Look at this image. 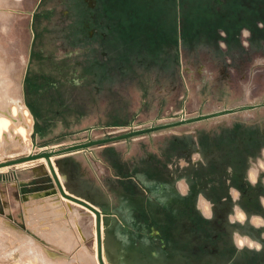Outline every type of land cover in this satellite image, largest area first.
<instances>
[{"label":"rangeland","instance_id":"rangeland-1","mask_svg":"<svg viewBox=\"0 0 264 264\" xmlns=\"http://www.w3.org/2000/svg\"><path fill=\"white\" fill-rule=\"evenodd\" d=\"M213 1L0 0V264H263L264 0Z\"/></svg>","mask_w":264,"mask_h":264},{"label":"bare ground","instance_id":"bare-ground-1","mask_svg":"<svg viewBox=\"0 0 264 264\" xmlns=\"http://www.w3.org/2000/svg\"><path fill=\"white\" fill-rule=\"evenodd\" d=\"M16 6H17V4H16ZM85 7L87 9L88 8L89 9L92 8L93 7V0H85ZM83 20H84V18H82V20H81L83 22V26H88L87 27L88 31L86 33V36H88L90 34H93V31H90V29L92 28V26H91L92 21L91 20L83 21ZM72 35L75 37V40L78 39V36H76L73 33H72ZM5 108H6V110H5ZM8 113L10 114L11 117H9ZM28 115H29L28 114V110L25 108V106L22 104V102L19 99L16 100V103H12L8 107V109H7V107L0 108V135H2V131L3 130L4 131L9 130V128L11 127L12 130L18 132L20 141L21 140H26V133H27V129H28L27 128V126H28L27 124H28V121H29V116ZM14 119L15 120L17 119V121H13ZM11 122H13V123H11ZM61 177H63V176H61ZM61 177H60V179H61ZM54 194H55L54 190H51V189L47 190V191H44L43 193H38V195H40L41 197H48V200H49L48 203L49 202L51 203V204L49 203L50 205L49 204L48 205L50 206V208L52 207L53 213L54 214H59V213H61V211L63 209V207L60 206V205H62V202L60 201V198L58 197V195L54 196ZM74 225H75V228H76L77 232L81 234L80 226L78 225V223H75ZM94 225H93V228H94ZM93 231H94V237H95L94 245H96L97 244V238L99 236H100V241H101L100 228H99V232H97V233H96L95 229ZM75 234L77 235L76 232H75ZM65 237L66 238H64V240H62V242H65L64 244H68L69 241H70V237H71V233L68 230L65 233ZM72 241H73V239H72ZM101 249H102V246H101ZM102 255H103V252L100 253V256H102ZM101 260H102V257H101Z\"/></svg>","mask_w":264,"mask_h":264},{"label":"clouds","instance_id":"clouds-1","mask_svg":"<svg viewBox=\"0 0 264 264\" xmlns=\"http://www.w3.org/2000/svg\"><path fill=\"white\" fill-rule=\"evenodd\" d=\"M243 34L245 36H249L250 35V33L247 30H243ZM193 159L194 160L200 159V157L199 156H193ZM181 163L183 164L184 162L181 161ZM179 183L181 185H183L181 194L182 195H187V192H188L187 185L184 184V181H180ZM230 192L232 194H234V198H236V189H231ZM200 201L204 205L203 214H204L205 218H207L209 220L212 219L213 218V214H212L211 209H212L213 205L210 202L204 201L203 196L200 197ZM235 211H236V216L233 217V216L230 215L229 216V221L234 223L235 221L238 220L240 223H243L244 219H245L244 212L242 210H240L239 208H236ZM233 240H234V244L237 247V249H243L245 246H247L249 249L255 247L257 250H259L260 247H261V245L258 242H254V241L250 240L246 236L242 237L238 233H234Z\"/></svg>","mask_w":264,"mask_h":264},{"label":"crops","instance_id":"crops-1","mask_svg":"<svg viewBox=\"0 0 264 264\" xmlns=\"http://www.w3.org/2000/svg\"><path fill=\"white\" fill-rule=\"evenodd\" d=\"M96 36H98V35H96ZM105 39H106V37L104 35L103 40L105 41ZM102 243L103 242L101 241V245H102ZM102 247H103V245H102ZM109 252H110V257L109 258L115 264H137L138 263V261H136V259H134V256L131 255L132 252L130 251V247H128V246H126V247H124V246L123 247L122 246H115L113 248H110ZM64 254L65 253L57 252L56 256L59 257V258H61V257L66 258V257H64ZM141 264H144V263L142 262ZM148 264H150V262Z\"/></svg>","mask_w":264,"mask_h":264},{"label":"water","instance_id":"water-1","mask_svg":"<svg viewBox=\"0 0 264 264\" xmlns=\"http://www.w3.org/2000/svg\"><path fill=\"white\" fill-rule=\"evenodd\" d=\"M75 147H81V145H77V146H73V147H70V148H75ZM69 148V149H70ZM50 153H44V157L47 159L48 163H49V155ZM93 212L96 214V216L99 218V212L97 210H95L94 208L90 207ZM97 232H99V227H98V230ZM100 253H101V241H100V236L97 238V259L99 261V264H103L102 260H101V256H100Z\"/></svg>","mask_w":264,"mask_h":264},{"label":"flooded vegetation","instance_id":"flooded-vegetation-1","mask_svg":"<svg viewBox=\"0 0 264 264\" xmlns=\"http://www.w3.org/2000/svg\"><path fill=\"white\" fill-rule=\"evenodd\" d=\"M128 1V0H127ZM147 2H149L150 0H146ZM126 3V2H125ZM213 3L215 4V5H222V2L220 1V0H214L213 1ZM186 7H188V6H186ZM151 8V7H150ZM254 12H255V10H254ZM251 15H253V13L251 14ZM254 16H256V14H254ZM252 17V16H251ZM250 17V18H251ZM230 21V20H229ZM234 21V20H233ZM243 21H248L247 19L245 20H241V21H239V22H243ZM255 23V22H254ZM243 30H246V29H243ZM243 30H241V31H238V33L239 34H242V31ZM262 258H261V260H262V263L264 264V250H263V252H262ZM198 264H203V262L202 261H200V262H198Z\"/></svg>","mask_w":264,"mask_h":264}]
</instances>
